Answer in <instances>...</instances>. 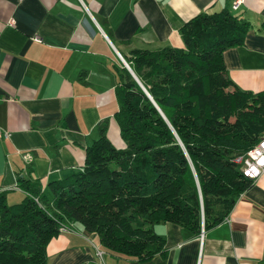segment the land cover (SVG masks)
<instances>
[{"label": "trees", "instance_id": "1", "mask_svg": "<svg viewBox=\"0 0 264 264\" xmlns=\"http://www.w3.org/2000/svg\"><path fill=\"white\" fill-rule=\"evenodd\" d=\"M264 25V23H263ZM250 23L228 8L200 12L180 28L183 47L134 48L115 64L114 119L124 142L86 146L84 163L43 190L27 167L8 203L0 192V264H47L60 226L78 223L100 247L144 262L165 254L153 225L173 222L199 235L220 224L253 180L242 157L264 133V90L238 88L222 53L244 42ZM37 199V200H36Z\"/></svg>", "mask_w": 264, "mask_h": 264}, {"label": "crops", "instance_id": "2", "mask_svg": "<svg viewBox=\"0 0 264 264\" xmlns=\"http://www.w3.org/2000/svg\"><path fill=\"white\" fill-rule=\"evenodd\" d=\"M225 7L251 25L241 45L223 51L227 73L242 90H264V0H0V192L7 202L24 198L17 178L28 176L27 167L43 190L80 169L104 120L109 140L123 148L114 119L118 53L183 47L184 23ZM153 231L165 254L141 262L102 248L105 263L264 264V174L202 238L173 222ZM97 241L70 223L48 242L47 264L96 261Z\"/></svg>", "mask_w": 264, "mask_h": 264}, {"label": "built area", "instance_id": "3", "mask_svg": "<svg viewBox=\"0 0 264 264\" xmlns=\"http://www.w3.org/2000/svg\"><path fill=\"white\" fill-rule=\"evenodd\" d=\"M236 160L241 163V171L243 175L252 179L253 181L258 176L264 174V133L261 135L259 141L252 148H250L244 156L239 157ZM67 228L68 226L61 225L59 229L60 231H64V230H67ZM203 231H204V228H203V223H202L200 233H199V236L201 238L203 236ZM94 247H95L98 259L96 261L85 262L83 264H106L103 259L102 247L98 245H95Z\"/></svg>", "mask_w": 264, "mask_h": 264}, {"label": "water", "instance_id": "4", "mask_svg": "<svg viewBox=\"0 0 264 264\" xmlns=\"http://www.w3.org/2000/svg\"><path fill=\"white\" fill-rule=\"evenodd\" d=\"M119 56V53H118ZM126 61L123 62V65L130 71V73L133 75V77L136 79V81L142 86V84L140 83V81L138 80V78L135 76V74L133 73V71L131 70V68L129 67V65L127 63H125Z\"/></svg>", "mask_w": 264, "mask_h": 264}, {"label": "rangeland", "instance_id": "5", "mask_svg": "<svg viewBox=\"0 0 264 264\" xmlns=\"http://www.w3.org/2000/svg\"><path fill=\"white\" fill-rule=\"evenodd\" d=\"M120 55V54H119ZM120 60H121V62H122V64H123V61H125V59L120 55ZM123 60V61H122ZM125 63H127V62H125Z\"/></svg>", "mask_w": 264, "mask_h": 264}]
</instances>
